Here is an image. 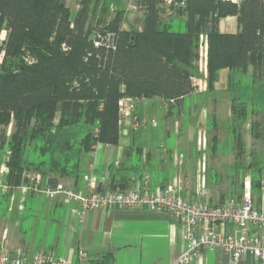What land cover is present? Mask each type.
Segmentation results:
<instances>
[{"label": "trees", "instance_id": "1", "mask_svg": "<svg viewBox=\"0 0 264 264\" xmlns=\"http://www.w3.org/2000/svg\"><path fill=\"white\" fill-rule=\"evenodd\" d=\"M98 1L82 0L72 17L64 0H0V33L7 32L0 70V155L9 153L6 183L12 189L28 186L29 175H41L50 187L61 184L60 179L78 184L83 155L99 143L119 144L124 98L158 97L169 110L182 108L197 90L193 75L202 36L208 41L209 89L223 70L251 72L254 83L264 80V0H240L238 5L186 0L174 9L184 32L162 21L156 0H142L138 31L122 28V12L98 30L115 37L114 48L94 45ZM230 17L238 31L220 32V21ZM27 54L37 63L27 64ZM233 107L234 119L243 123L246 109ZM128 185L122 176L110 191ZM253 186L260 189V182ZM242 192L243 183L237 198ZM111 262L107 257L90 264Z\"/></svg>", "mask_w": 264, "mask_h": 264}, {"label": "crops", "instance_id": "2", "mask_svg": "<svg viewBox=\"0 0 264 264\" xmlns=\"http://www.w3.org/2000/svg\"><path fill=\"white\" fill-rule=\"evenodd\" d=\"M170 14L173 15L172 19H176L173 11ZM221 23L237 25L236 19L232 17L222 19L219 30ZM206 73L207 60L204 78ZM203 94L205 90L198 95ZM131 100L133 99L124 98L121 102L129 106ZM138 102L135 114L141 120H145L144 116L153 111L160 110L165 115V120L172 122L179 120L184 109L175 107L169 110L164 100L158 97ZM132 125L133 117L127 118L120 128L118 145L99 143L91 154L82 156V179L78 184L72 179H60V183L81 189L85 184L84 177L94 166L95 185L101 191H110L111 185L118 184L122 176L128 179L129 185L126 189H138L148 175L152 187L179 182L184 194L193 196L202 177L201 164L199 158L193 163L189 162L186 142L180 141L181 129L178 122H174L176 140L172 147H168L162 139L148 135L146 130H139L138 134L134 130L131 132ZM164 130V134L169 135L168 129ZM4 156L0 155V183L5 187L0 188V206L2 201H6L7 211L0 219V249H23L29 257L38 252L52 253L57 258H66L73 263H77L79 251L84 250L92 261L110 257V264H178L179 257L187 249L179 222L169 214L140 208L83 213L78 205L65 204L62 198L50 200L45 195L30 190L29 185L12 189L6 183L9 168ZM219 163L213 161V166L208 170L207 161L205 164L208 202L212 205H220L237 198L239 187L237 181H233L238 172L241 173L237 171L235 159L231 163ZM211 172H214L213 176H210ZM34 197H40L46 202L32 205L29 219L24 225L28 200ZM254 203L256 206L260 205V202ZM12 228L15 230L12 231ZM231 230V227L218 229L219 233ZM190 264L235 263L228 253L215 250L203 251L202 256ZM236 264L260 263L246 254Z\"/></svg>", "mask_w": 264, "mask_h": 264}, {"label": "built area", "instance_id": "3", "mask_svg": "<svg viewBox=\"0 0 264 264\" xmlns=\"http://www.w3.org/2000/svg\"><path fill=\"white\" fill-rule=\"evenodd\" d=\"M142 0H128V10L137 12L141 9ZM160 8L185 5L186 0H156ZM229 1L238 5L240 0ZM94 45L96 48L115 47V37L111 34H101L96 31ZM7 32L0 33V46H4ZM205 41L206 60L208 41ZM25 62L29 65L36 64L35 58L29 54L25 56ZM139 105L137 100H131L129 106L120 101L119 126L123 127L127 118L133 117V129H138L143 120L138 118L135 111ZM154 124V123H153ZM98 135V130L95 132ZM199 138L203 133L199 132ZM205 143V142H204ZM202 142L200 141V147ZM9 153L5 156L6 161ZM92 171L84 177V187L81 189L59 184L55 187L43 185L41 175H29L31 181L29 189L45 195L50 200L62 198L65 204L78 205L83 213L95 210L112 211L116 209H148L169 214L179 222L187 242V249L178 259V264H190L202 256L203 251L221 250L228 253L236 264L241 258L249 254L260 264H264V177L260 184L262 198L260 205L256 206L252 196V182L246 178L243 182V192L240 198H233L220 205L210 204L206 188L205 158L201 161V175L199 187L193 196L183 192L179 182L166 186L152 187L149 176H145L138 189H126L115 191H99L95 185L96 178ZM0 188H4L0 183ZM231 227L230 232L219 233L218 229ZM84 250L78 253L77 263L66 258H57L52 253L38 252L32 257L23 250L15 249L6 251L0 249V264H90Z\"/></svg>", "mask_w": 264, "mask_h": 264}, {"label": "rangeland", "instance_id": "4", "mask_svg": "<svg viewBox=\"0 0 264 264\" xmlns=\"http://www.w3.org/2000/svg\"><path fill=\"white\" fill-rule=\"evenodd\" d=\"M64 1L73 17L79 10L82 0ZM98 2L99 9L96 21L99 18L100 21L95 25L97 30L102 31L105 25L118 12L124 14L122 24L124 30L128 32L139 30L144 12L142 10L137 12L129 11L128 0H99ZM102 6H104V9ZM175 8H161L162 21L165 23L171 22L172 31L184 32V22L180 23L179 19H172L173 15L170 14L172 11L176 14ZM220 30L223 33H236L238 31L236 23L226 25L221 23ZM3 47L0 46V70L2 55L4 54ZM22 58L24 59V55H22ZM198 66V72L193 75V82L197 88L196 93L193 97L186 98L179 120L167 121L165 120V115L161 114L160 110H157L144 116L145 120L143 121L145 124H142L136 130L132 127L130 131L133 132L134 130L138 134L139 130H146L148 135L152 134L155 138L166 142L168 147H172L176 140L174 122L177 121L179 129H181L180 141L181 143L186 142L187 158L190 163L199 158L201 164L204 156L208 170L210 166H213L212 163L215 160L220 162L219 164H227L235 159L237 171L241 172H238V176L233 179L239 185L238 193L242 182L246 178H250L254 184L255 182L256 184L259 182L261 184L264 177V80L254 83L251 72L246 74L241 70H223L219 73L214 88L212 90L209 89L208 73H206L205 78L203 77L206 71V50L205 41L201 39L199 42ZM203 90H205V94L198 95ZM232 107L246 109L243 123L240 124L234 119ZM153 123L155 124L153 125ZM164 129H168L169 135L164 134ZM2 131L3 128L0 127V136ZM199 132L203 133L201 138H199ZM200 141L202 142L201 147ZM181 150H183L182 145ZM229 172L231 174V171ZM213 175L214 172H211L210 176ZM29 182L31 181L29 180ZM252 196L254 202H261L262 190L255 189V186H253ZM38 202L44 203L46 201L40 197L28 200V210L24 225L27 223L28 215L31 213L29 209ZM6 203V201L1 203L0 219L1 216L6 214ZM13 230L15 228H12Z\"/></svg>", "mask_w": 264, "mask_h": 264}]
</instances>
